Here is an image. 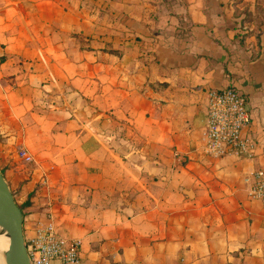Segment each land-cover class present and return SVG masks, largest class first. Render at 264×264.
<instances>
[{
    "label": "crops",
    "instance_id": "1",
    "mask_svg": "<svg viewBox=\"0 0 264 264\" xmlns=\"http://www.w3.org/2000/svg\"><path fill=\"white\" fill-rule=\"evenodd\" d=\"M226 87L263 148L264 0H0V171L24 238L50 220L82 264H264V152L203 151Z\"/></svg>",
    "mask_w": 264,
    "mask_h": 264
},
{
    "label": "built area",
    "instance_id": "2",
    "mask_svg": "<svg viewBox=\"0 0 264 264\" xmlns=\"http://www.w3.org/2000/svg\"><path fill=\"white\" fill-rule=\"evenodd\" d=\"M206 97L204 153L211 157L253 156L255 150L261 147L246 131L250 124L246 96L232 87H226L209 89ZM261 150L264 152V147ZM18 155L25 162L32 160L23 148L18 149ZM250 177L253 182L248 196L259 200L264 207V171L254 170ZM25 244L30 264H82L79 241L60 234L50 220L38 221L33 236L25 238Z\"/></svg>",
    "mask_w": 264,
    "mask_h": 264
},
{
    "label": "water",
    "instance_id": "3",
    "mask_svg": "<svg viewBox=\"0 0 264 264\" xmlns=\"http://www.w3.org/2000/svg\"><path fill=\"white\" fill-rule=\"evenodd\" d=\"M0 225L7 245L2 252L4 264H30L23 235V212L0 171ZM4 232L0 233L3 234Z\"/></svg>",
    "mask_w": 264,
    "mask_h": 264
},
{
    "label": "bare ground",
    "instance_id": "4",
    "mask_svg": "<svg viewBox=\"0 0 264 264\" xmlns=\"http://www.w3.org/2000/svg\"><path fill=\"white\" fill-rule=\"evenodd\" d=\"M4 232V229L0 225V233ZM5 232L3 234H0V264H4L2 260V252L5 249L7 245V238L5 237Z\"/></svg>",
    "mask_w": 264,
    "mask_h": 264
},
{
    "label": "trees",
    "instance_id": "5",
    "mask_svg": "<svg viewBox=\"0 0 264 264\" xmlns=\"http://www.w3.org/2000/svg\"><path fill=\"white\" fill-rule=\"evenodd\" d=\"M20 208H22V206L20 205Z\"/></svg>",
    "mask_w": 264,
    "mask_h": 264
}]
</instances>
